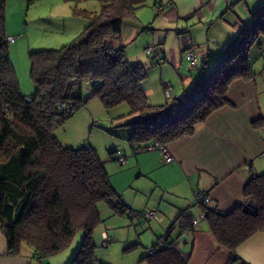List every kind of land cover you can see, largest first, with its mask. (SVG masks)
Returning a JSON list of instances; mask_svg holds the SVG:
<instances>
[{"label": "trees", "instance_id": "trees-1", "mask_svg": "<svg viewBox=\"0 0 264 264\" xmlns=\"http://www.w3.org/2000/svg\"><path fill=\"white\" fill-rule=\"evenodd\" d=\"M96 1L100 11L90 18L82 14L88 25L71 43L57 51L30 53L34 92L25 96L9 57L6 39L12 36L7 35L4 0H0V229L8 256H18L21 245H26L33 250L38 264H47L49 257L60 253L77 232H82L81 247L69 264H104L96 258L92 237L101 221L98 204H107L119 215L135 213L114 191L95 150L90 146L66 148L53 136L90 99H98L107 111L126 104L128 116H137L127 124L132 127L130 150L133 154L153 152L156 150L147 148L166 147L191 136L212 113L228 106L226 93L230 84L255 77L251 51L264 53L262 1L251 23L241 28L183 100H166L169 89V96H164L166 103L155 106L144 92V66L128 61L121 41L124 22H135L136 12L145 7L146 0ZM158 3L154 0V7ZM150 64L156 65L153 61ZM87 93L89 97L85 98ZM116 152L110 153L112 160ZM122 155L126 166V156ZM202 198L206 196L202 194ZM193 207L203 216L217 244L229 252L228 264H236V249L255 233L264 231V174L247 182L243 203L231 212L222 213L203 201L195 202ZM191 210L178 214L141 261L187 264V257L172 245L179 236L193 231Z\"/></svg>", "mask_w": 264, "mask_h": 264}, {"label": "crops", "instance_id": "crops-1", "mask_svg": "<svg viewBox=\"0 0 264 264\" xmlns=\"http://www.w3.org/2000/svg\"><path fill=\"white\" fill-rule=\"evenodd\" d=\"M157 1V21L139 27L136 17L135 22L128 23V29H132L128 39L124 42L122 39L127 47L145 33L158 56L164 59L161 65H156L160 66L159 69L149 72L148 67L155 66L149 60L142 63L128 58L130 63H140L147 68L143 88L155 106L166 103L165 89L171 90L170 100H183L199 76L213 66L241 28L251 23L252 14L264 0ZM193 25H198V30L189 36L192 44L184 33ZM261 44L264 47V39ZM150 45L147 44L146 48L152 47ZM188 50H192L196 57L197 66L193 70L184 59ZM259 55L254 54L252 58L255 77L249 81L235 80L228 87V106L212 113L191 136L166 146L172 162L166 163L157 151L132 153L136 157L128 162L124 153L127 166L130 165L126 173L137 174L135 179L139 182L130 183V193L125 198L116 192L115 184L112 186L114 191L134 212L156 210L158 220L145 222L134 216L129 218L127 214L119 215L122 224L128 225L125 219H129L134 236H116V241L123 251L133 246H137V251L127 261L118 264H146L141 261L146 250L167 233L181 211L191 208L194 218L201 215L193 207L197 195L209 198L208 207L228 213L243 203V189L247 182L264 174V58ZM102 214L107 217L116 215L106 206L100 207ZM192 227V232L176 239L178 253L187 257V264H228L229 252L217 244L206 222L201 219L198 226ZM101 234L107 235L104 230ZM235 257L236 264H264V231L255 233L241 244ZM105 259L109 264L113 256L109 253ZM0 264H38V261L33 250L26 245H21L18 256H8L6 240L0 229Z\"/></svg>", "mask_w": 264, "mask_h": 264}, {"label": "rangeland", "instance_id": "rangeland-1", "mask_svg": "<svg viewBox=\"0 0 264 264\" xmlns=\"http://www.w3.org/2000/svg\"><path fill=\"white\" fill-rule=\"evenodd\" d=\"M152 1L146 0L145 7L136 12L137 25L139 27L148 24L152 25L157 21V9L152 5ZM4 9L7 35L17 38V43L14 45L10 44L11 42L8 38L6 39V42L10 44L8 45L9 57L21 93L25 96H30L34 92V86L30 78V53L57 51L66 44L71 43L88 25V19L82 17V14H87L88 18L95 16L100 11V4L96 0H31L30 3L26 0H4ZM73 12L81 14L74 15ZM128 23L129 21H125L123 24L121 38L123 42L128 39V35L132 31L131 28L128 29ZM197 30L198 25H193L185 30L187 33L184 34H187L188 42L192 43L189 40V36H193ZM146 37L148 36L145 33H141L134 42L126 47L127 59L132 57L142 63L145 59L151 62V59L145 55V50L149 48H146L147 44L150 45L152 43ZM115 44H118V42ZM254 54L259 55L258 51L253 49L250 54L251 59ZM155 55L156 59L157 57L160 58L157 52H155ZM156 65L161 64L156 63ZM156 65L148 67V71L159 69L160 66ZM169 93V89L164 90V96H169ZM88 97L89 94L87 93L85 98ZM170 97L171 95L166 97V100ZM128 113L129 108L126 104H121L107 111L98 99L92 98L87 102L85 108L71 116L63 126L56 129L53 133L58 142L66 148L75 149L90 146L95 150L99 160L105 165L112 186L115 184L117 189H114L124 198L130 193V183L139 182V179H135L137 174L126 173L130 165L121 166L116 159L112 160L110 153L114 151L126 153L128 162L136 157L132 154L128 145L132 127L127 126V124L134 121L137 116H128ZM93 122L95 125H93ZM104 204L100 203L97 206L99 215L101 206L110 208L107 204ZM128 217L132 218L131 216ZM100 219L101 221L95 226L92 233L93 242L96 246L97 260L106 264L105 257L111 253L113 259L108 262L109 264L127 261L130 255L137 251V248L128 249L127 245L125 247L127 250L123 251L124 248L116 240H118L117 237L134 236L133 227L130 226L129 219H125L128 225L122 224V217L119 214L109 217L102 214ZM112 222H114L112 227L105 230ZM102 230L106 231L109 238L106 245H103ZM81 243L82 232H77L65 249L46 260L47 264H64L67 262L69 264L75 258Z\"/></svg>", "mask_w": 264, "mask_h": 264}, {"label": "built area", "instance_id": "built-area-1", "mask_svg": "<svg viewBox=\"0 0 264 264\" xmlns=\"http://www.w3.org/2000/svg\"><path fill=\"white\" fill-rule=\"evenodd\" d=\"M8 39L10 40V44H13L15 42V38H12V37H8ZM155 48L154 47H149L145 50V55L147 57H149L151 60V62H155V63H163L164 62V59L162 60V58H159L157 57L156 59V55H155V52L154 50ZM186 61L188 62L189 64V69H194L197 65V61H196V57L194 55V52L192 50H188L185 52V55H184ZM157 60V61H156ZM62 109L64 108V106L61 107ZM72 112V111H71ZM73 114V112H72ZM147 150H156L159 152V154L161 155V157L163 158V160L166 162V163H170L172 162V158L171 156L169 155L168 151H167V148L166 147H163V146H160V145H155L154 147H148ZM116 160L120 163V164H124V157L122 155L121 152H116ZM203 201L205 205L209 204L210 203V200L209 198H202V195H197L196 198H195V202H201ZM127 216H134L140 220L142 219H154V220H157L158 219V215H157V212L153 211V210H148V211H145V212H142V213H132V214H127ZM203 219V216L202 215H198L196 216L193 220H192V225L195 227V226H198L199 225V222L200 220ZM103 238H104V243L103 245H106L109 241V238L107 235L103 234ZM106 247V246H105ZM172 247L179 252V249H178V243L175 242L174 245H172Z\"/></svg>", "mask_w": 264, "mask_h": 264}, {"label": "water", "instance_id": "water-1", "mask_svg": "<svg viewBox=\"0 0 264 264\" xmlns=\"http://www.w3.org/2000/svg\"><path fill=\"white\" fill-rule=\"evenodd\" d=\"M253 206V205H252Z\"/></svg>", "mask_w": 264, "mask_h": 264}]
</instances>
